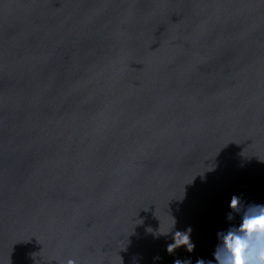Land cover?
Returning a JSON list of instances; mask_svg holds the SVG:
<instances>
[{
    "label": "water",
    "instance_id": "95a60500",
    "mask_svg": "<svg viewBox=\"0 0 264 264\" xmlns=\"http://www.w3.org/2000/svg\"><path fill=\"white\" fill-rule=\"evenodd\" d=\"M233 196L264 204V0H0V264H216Z\"/></svg>",
    "mask_w": 264,
    "mask_h": 264
},
{
    "label": "clouds",
    "instance_id": "9594fccd",
    "mask_svg": "<svg viewBox=\"0 0 264 264\" xmlns=\"http://www.w3.org/2000/svg\"><path fill=\"white\" fill-rule=\"evenodd\" d=\"M230 207L240 215L241 222L232 225L225 232L218 233L220 243L214 251L216 264H264V204L242 205L238 196H233ZM233 214H228L232 220ZM190 232L177 231L174 236L175 243L168 245V251L172 252L177 247L186 245L188 251L194 249L190 239ZM67 264H76L69 259ZM175 264H182L175 261ZM196 264H205L203 259ZM207 264H213L210 260Z\"/></svg>",
    "mask_w": 264,
    "mask_h": 264
}]
</instances>
